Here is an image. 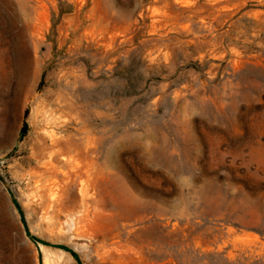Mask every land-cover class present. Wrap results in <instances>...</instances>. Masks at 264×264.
Instances as JSON below:
<instances>
[{"label":"rangeland","instance_id":"obj_1","mask_svg":"<svg viewBox=\"0 0 264 264\" xmlns=\"http://www.w3.org/2000/svg\"><path fill=\"white\" fill-rule=\"evenodd\" d=\"M55 140L83 167L67 202L81 182L95 202L85 228L32 197ZM42 248L264 264V0H0V264Z\"/></svg>","mask_w":264,"mask_h":264},{"label":"bare ground","instance_id":"obj_2","mask_svg":"<svg viewBox=\"0 0 264 264\" xmlns=\"http://www.w3.org/2000/svg\"><path fill=\"white\" fill-rule=\"evenodd\" d=\"M56 139V138H55ZM51 148L47 150V160L41 165L40 170L32 174L33 196L39 202L45 219L53 221L59 220L61 215L69 218L74 226L85 228L91 218L97 214L95 211V202L87 198L86 189L81 182V200L78 205H70L67 202L66 185L79 178L83 174V167L76 163V156L71 155L74 151L71 145L55 140ZM46 159V158H44ZM84 171L88 176L93 175L94 164L89 162ZM30 179V178H29ZM66 184V185H65ZM68 194V193H67ZM44 264H50V259L46 249L42 248Z\"/></svg>","mask_w":264,"mask_h":264}]
</instances>
